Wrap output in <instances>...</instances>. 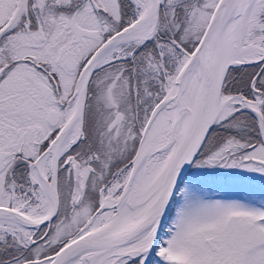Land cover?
<instances>
[{"label":"snow or ice","instance_id":"6c2138e0","mask_svg":"<svg viewBox=\"0 0 264 264\" xmlns=\"http://www.w3.org/2000/svg\"><path fill=\"white\" fill-rule=\"evenodd\" d=\"M0 264H264V0H0Z\"/></svg>","mask_w":264,"mask_h":264}]
</instances>
